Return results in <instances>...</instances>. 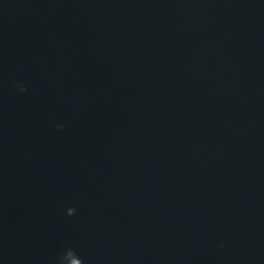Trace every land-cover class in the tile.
Wrapping results in <instances>:
<instances>
[{"label":"water","instance_id":"water-1","mask_svg":"<svg viewBox=\"0 0 264 264\" xmlns=\"http://www.w3.org/2000/svg\"><path fill=\"white\" fill-rule=\"evenodd\" d=\"M0 264H264V0H0Z\"/></svg>","mask_w":264,"mask_h":264}]
</instances>
